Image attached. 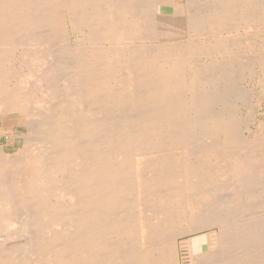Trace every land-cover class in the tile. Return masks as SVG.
<instances>
[{"label": "bare ground", "instance_id": "obj_1", "mask_svg": "<svg viewBox=\"0 0 264 264\" xmlns=\"http://www.w3.org/2000/svg\"><path fill=\"white\" fill-rule=\"evenodd\" d=\"M189 2L0 0V115L12 110L27 115L17 152L0 144V264H179V238L207 226L219 231L189 239L193 264H207L214 248L219 249L218 256L209 264H264V139L253 140L249 153L238 149L236 120L225 116L236 96L232 80H226L236 70L222 61L190 67V82L183 76L189 57L201 48L192 38L209 37L229 18H233L227 22L230 30L234 23L241 25L253 0H213L212 5L207 1L208 9L195 13L186 10ZM161 5L166 9L158 14L164 18L159 20L155 11L159 13ZM60 23L65 30L69 25L75 31L80 25L90 30L85 40L91 49L83 44L87 51L82 53L81 47L83 55L78 54L69 72L72 78L61 79L59 87L71 96L67 100L54 93L63 62L44 71L36 67L52 56L47 48L55 40L47 34L62 27ZM45 26L50 33L37 32ZM56 30L58 34L60 29ZM63 34L64 40L68 34L65 38ZM183 37L188 38L185 46L175 45ZM147 38L162 43L148 48L135 43L138 48L128 49L130 55L124 56L121 45ZM18 44L21 50V44H31L47 51L36 57L33 50H23L19 66L10 65V51L17 50ZM206 44L201 48L205 53L224 46L211 40ZM252 66L253 75L264 71V61ZM219 82L223 85L217 93ZM185 90L189 106L180 97ZM34 92L38 97L32 100ZM190 112L195 113L194 119ZM201 120L206 129H213L212 139L217 132L226 135L227 158L223 155L224 164H215L219 174L226 173V167L235 178L233 183L230 176L232 184L226 183L232 187L228 184L231 194L225 198V213V207L217 208L223 202L204 208L207 212L201 209V202L213 193L207 185V190L198 191L200 197L194 196V186L206 182L197 177L191 157L198 149L204 157L224 149L213 140L186 147L194 141L188 139L194 132L189 130ZM213 182L215 186L219 181ZM199 209L210 217L209 225L204 216L195 215ZM242 210L254 214L243 215L248 218L244 220L238 214Z\"/></svg>", "mask_w": 264, "mask_h": 264}, {"label": "rangeland", "instance_id": "obj_2", "mask_svg": "<svg viewBox=\"0 0 264 264\" xmlns=\"http://www.w3.org/2000/svg\"><path fill=\"white\" fill-rule=\"evenodd\" d=\"M181 1H183V0H175V2L176 3H180ZM197 3H196V2ZM208 1V2H207ZM213 0H191V2H189V3H187V5H189V7L187 6V7H185L186 8V10L187 11H190V10H192V13H195V12H198V11H204V9L205 10H207L208 9V6H210V5H208L209 4V2H210V4H211V2H212ZM258 1V2H257ZM204 2H207V3H204ZM191 3V4H190ZM260 3V4H259ZM207 4V5H206ZM192 5V6H191ZM203 5H205V6H203ZM212 5V4H211ZM203 6V7H202ZM176 7H178V6H176ZM192 7V8H191ZM252 7H254V8H252ZM252 7L250 8L249 7V10H248V8H246L247 9V11H248V16H247V14H245L244 13V15H246L245 17L247 18H245L244 17V20H246V21H243L242 22V24L240 25V28H239V25L237 24V23H234L233 24V29L232 30H230V28H229V25L230 24H228L227 25V22L229 23V21L231 20V19H233V18H229V19H227V22H225V24L224 23H222V26H223V24H224V26L222 27L221 25H219V26H221V27H219V26H216V30L217 31H219V32H217V31H215V32H213L211 35L209 34V37L208 36H205L204 37V35L202 36V34L200 35V36H196V37H194V38H192V41L193 40H195L196 42H197V46L198 47H204V45L208 42V41H214V42H218L219 44H224V46L221 48V50H218V49H216V48H214V54L212 53V52H208V53H210V54H208L207 52V54L205 53V51H202L201 50V48H198V50H196V52L198 51V53L197 54H195L194 56H191V57H189V64H186V70L184 71L185 72V75H184V73H183V76H186V81H188V82H190V80H191V77H192V75H193V71H192V66H194L195 67V69L196 68H198V66L200 67V68H203L204 66H206L207 64H211V65H214L215 63H217V62H222V61H225V62H229L228 64L230 65V66H233V68L236 70L235 71V73H233V74H231V75H229V77L227 78V80L226 81H231L232 80V85H233V87H234V91H235V93H236V96L233 98L232 97V102H231V110L229 109V111H227L226 112V114H225V116H228V115H230V116H234V124L235 123H237L235 126H234V130H235V134H236V140H237V142H238V145H239V147H238V149L239 150H241L242 152H244L245 151V153H246V151L248 150V153L250 152L249 150L251 149V146L250 145H252V141L253 140H256V138H259L260 137V139L261 140H263L264 139V135H261V134H264V127L263 128H261L262 126H264V71L262 72V70L260 71V72H254V75L252 74V73H250L251 72V70H252V64H255L256 65V67L259 65V63L261 64V63H263V61H264V0H253V3H252ZM261 7V8H260ZM202 10H201V9ZM258 8V9H257ZM164 9H166V7L164 8V5H161V8H160V11H159V13H158V11H155V13H156V16L157 17H159L160 15H158V14H160V12L162 11V10H164ZM245 9V10H246ZM195 11V12H194ZM237 11H238V8H237ZM247 11H246V13H247ZM258 11V12H257ZM262 11H263V13H262ZM173 13L174 11H173V9L172 10H169L168 11V14L166 15V18H165V22L166 21H169V19L171 18L170 16H169V13ZM252 13V14H251ZM256 14V15H255ZM85 16V15H84ZM83 16V17H84ZM249 17H250V19H249ZM252 17V18H251ZM88 18V17H87ZM161 19H164V18H160L159 17V20H161ZM231 22H233V20L231 21ZM256 22V23H255ZM261 23V24H260ZM61 24V23H60ZM59 24V25H60ZM64 24V23H63ZM236 24H237V26H236ZM244 24V25H243ZM62 25V24H61ZM60 25V26H61ZM83 25H85V24H83ZM251 27H250V26ZM65 25H62V27H57L58 29H60V30H62L63 28V30L65 31V33H67L66 35H67V37H66V35H65V33H64V31L62 30V31H60V30H58V34H60V33H64L63 34V37L65 38L64 40H63V38H60L61 36H62V34H60V36L57 34V32H55V30L57 29H53L52 27H50V29L52 30V31H50V30H48L47 29V27H49V26H45V30H43L44 29V27L42 28V29H40L39 28V30L40 31H37V32H39V33H41V31H44V33H46V32H48V31H50V32H53L52 34L50 33V32H48V33H50V34H47L48 36H53V38H54V40L56 41H53V43L50 45V48H47V49H50L49 51H51V53H52V58L51 57H49V60L48 59H46L45 60V62L44 61H41V60H43V59H38L39 61H41V63L39 62V64H42V66L41 65H39L38 63V65L41 67H39L38 65H36V67L37 68H39L40 70H42V71H44V69L46 68V69H50L52 66H54L55 64H57V62L59 61V63H62L63 62V65H65V67H63V65H61V69H60V72H59V78H58V82L56 81V92H54L55 93V97L56 98H58V99H64V100H67L68 98H70L71 99V96L69 97V93L67 92V90L64 88V87H59V86H62V81L63 80H61V79H65V78H72V76L73 75H71V73H69V72H71L72 70H73V67H74V64L76 63V59L75 58H77V57H79L78 56V54L80 55V53L82 52V49H81V47L83 48V52L82 53H86L85 51H87V50H89V49H91V44H89L88 45V42H87V40H85L86 38H88V32L90 31V30H88L87 28H86V26H82L81 27V25L79 26V28H80V30H78V29H76V31L75 30H73V29H70V28H72V25H69V27H68V29L67 30H65L66 29V26L64 27ZM253 26V27H252ZM221 28L220 30H219V28ZM229 28V30L227 31V29ZM236 27V28H235ZM244 27H247V28H244ZM86 28V29H85ZM224 28V29H223ZM252 28V29H251ZM257 28V29H256ZM83 29H85V30H83ZM244 29V30H243ZM250 29V30H249ZM256 29V30H255ZM35 30H37V28L35 29ZM35 30H32V31H34L36 34H39V33H37ZM83 31V34H82V31ZM223 30V31H222ZM225 30V31H224ZM246 30H247V32H246ZM57 31V30H56ZM68 31V32H67ZM81 31V32H80ZM88 31V32H87ZM239 33H238V32ZM80 32V33H79ZM85 32V33H84ZM221 32V33H220ZM231 32V33H230ZM240 32H242V33H240ZM69 33H70V35H69ZM219 33H220V35H219ZM228 33H230V34H228ZM252 33V34H251ZM72 34V35H71ZM87 34V35H86ZM146 34V33H145ZM224 34H226V35H224ZM241 34V35H240ZM54 35H58L57 37H55ZM81 35V36H80ZM83 35V36H82ZM238 35H240V36H238ZM243 35V36H242ZM22 36V35H21ZM50 36V37H51ZM217 38H216V37ZM218 36H219V38H218ZM222 36V37H221ZM84 39H83V38ZM214 37V38H213ZM56 38V39H55ZM57 38H59V40L57 39ZM75 40H74V39ZM215 38H216V40H215ZM221 38L222 39H224V41L223 42H225V43H223V42H221L222 40H221ZM147 39H148V41H147ZM147 39H145V40H143V41H135L133 44L132 43H130L129 42V44H123V45H121L122 47V50H123V48H124V51H123V54H124V56H127V55H130V50H132V48L133 47H137L138 48V44H135V43H144V44H140L141 45V47L143 48H148V45H152L153 43H162L161 41H159V40H155L154 42H153V40H150L149 38H147ZM233 39H235V40H232ZM66 40H68L69 42V44H66ZM251 40V41H250ZM80 41V42H79ZM178 41H180V43L179 44H175V45H184L185 46V43L186 42H188V38H187V41H186V37H183V39H181V38H179V40ZM184 41H186V42H184ZM194 41V42H195ZM242 41V42H241ZM247 41V42H246ZM60 42H63V43H60ZM206 42V43H205ZM146 43H148V44H146ZM198 43H201V44H198ZM253 43V44H252ZM57 44V45H56ZM80 44V45H79ZM85 45L86 47H88V49L86 48V47H83L82 45ZM24 45V46H23ZM62 45H63V48H62ZM67 45V46H66ZM75 45V46H74ZM88 45V46H87ZM106 47L109 45L110 46V44H104ZM131 45H132V47H131ZM166 45V44H165ZM187 45V44H186ZM196 45V44H195ZM207 45V44H206ZM21 46H22V50H21V47H20V45L18 44V47H17V50H16V48H15V50H11L10 51V54H9V59H8V64H10V65H15V66H19V60H20V58H22L21 56L24 54V52H23V50L24 51H27V50H33V52H34V54H35V56L36 57H38L39 55H38V53H40V55L42 56V54L44 53L43 51H47V49L45 48V46H44V48H43V46L41 47L42 49H40V46H35V48H32L31 47V44H21ZM124 46V47H123ZM179 46V47H180ZM181 46V47H182ZM61 47V48H60ZM69 47V48H68ZM125 47H127L126 49H125ZM149 47H151V46H149ZM32 48V49H31ZM75 50H74V49ZM81 49V50H78V49ZM131 48V49H130ZM40 49V50H39ZM64 49L66 50H68V51H64ZM71 49H73V50H71ZM87 49V50H86ZM128 49H130V50H128ZM136 49V48H135ZM256 49V50H255ZM21 50V52H19V51ZM39 52H38V51ZM64 52H63V51ZM69 50H71V51H69ZM77 50V51H76ZM46 51H45V53H46ZM73 51H76L75 53L73 52ZM78 51H80V52H78ZM202 52V54L200 55V53ZM67 54H66V53ZM71 52V53H70ZM203 52H204V54H203ZM218 52H220V55L218 54ZM252 52H254V53H252ZM20 53V54H19ZM63 53V54H62ZM72 53H74V57H72L73 56V54ZM76 53H77V55H76ZM81 53V54H82ZM66 54V55H65ZM69 54V55H68ZM213 54V55H212ZM18 55H20V56H18ZM64 55V56H63ZM75 55H76V57H75ZM83 55V54H82ZM198 55V56H197ZM210 55H211V57H210ZM216 55V56H215ZM238 55V56H237ZM241 56V58H240V56ZM68 56V57H67ZM206 56V57H205ZM40 57V56H39ZM63 57V58H62ZM67 57V58H66ZM69 57H70V59H69ZM192 57H193V59H195V60H193L192 59ZM227 57V58H226ZM206 58V59H205ZM238 58V59H237ZM243 58H245V59H243ZM51 59V60H50ZM64 59H65V61H64ZM230 59V60H229ZM242 59V60H241ZM262 59V60H261ZM48 60V61H47ZM54 60V61H53ZM69 60V61H68ZM74 60V61H73ZM193 61V62H195L194 64H193V62H191V61ZM208 60V61H207ZM210 60V61H209ZM248 60V61H247ZM17 63H16V62ZM47 61V62H46ZM245 61V62H244ZM253 61V62H252ZM255 61V62H254ZM38 62V61H37ZM43 62L44 63H46V64H43ZM68 62H70V64L68 63ZM71 62H72V64H71ZM209 62V63H208ZM16 63V64H15ZM47 63H48V65H47ZM51 63V64H50ZM65 63H68V64H65ZM74 63V64H73ZM244 63V64H243ZM246 63V64H245ZM198 64V65H197ZM44 65H46V66H44ZM44 66V67H43ZM69 66H71V67H69ZM188 66H189V68H188ZM197 66V67H196ZM35 67V68H36ZM48 67V68H47ZM191 67V68H190ZM36 68V69H37ZM63 69V70H62ZM68 72V73H67ZM216 70H214V72L212 73V75H214V77L213 78H215V75H216ZM38 73H40L39 71H38ZM192 73V74H191ZM259 73H263V74H259ZM70 75V76H69ZM231 76H232V78H231ZM253 76H255V77H253ZM259 76H261V77H259ZM262 78V79H261ZM262 80V85H260V81ZM60 80V81H59ZM61 82V83H60ZM188 82H186V83H188ZM219 84V85H218ZM217 84V93H218V91H221L220 89H221V86L223 85V83L222 82H219ZM262 86H263V88H262ZM57 89L59 90V91H57ZM64 89V90H63ZM255 89V90H254ZM63 91V92H62ZM65 94V95H64ZM188 93H187V91L185 90L184 91V94H182V95H180V97L181 96H183V98H182V100L184 101V103L183 104H186V103H188L187 101H188V99H189V95H187ZM63 95V96H62ZM187 95V96H186ZM185 96V97H184ZM37 95L35 94V92H34V97L32 96V100H35L34 98H36L37 99ZM186 98V99H185ZM188 98V99H187ZM88 100V99H87ZM85 102H87V101H85ZM260 102V103H259ZM87 103H85V104H82V105H86ZM81 105V104H80ZM186 106H189L188 104H186ZM75 107H76V105H75ZM80 107V106H79ZM84 108H87V107H84ZM188 107H186V109H187ZM38 109H40V107H38ZM216 109H220L219 107H218V104L216 105ZM129 112V111H128ZM127 112V113H128ZM195 112V111H194ZM194 112H190L189 113V116H191V117H193V119L196 117L195 116V113ZM193 113V114H192ZM1 114V113H0ZM201 115V114H200ZM201 116H203V117H201L202 119H203V121H206V119L207 118H205L206 116L204 115V114H202ZM2 118V119H1ZM244 118V119H243ZM205 119V120H204ZM27 122V115L25 114V112H22V111H19V110H12V111H10V112H8V113H6L5 115H0V144L1 145H4V146H10V147H14V151L15 152H17V150H18V148L21 146V141H22V139H23V136H21L20 135V133H22V132H24L25 130H26V122ZM202 120H201V126H200V123L198 124L197 122H196V125L194 126V129H193V127H192V129H188L189 130V132L190 131H192V130H194V132L196 131V129H197V132H195V134H197V136L195 137V135H193L194 134V132L192 131V132H190V137H192L191 139H190V137L188 138L189 140H192L193 141V139H194V141L191 143V141H189L190 142V144L188 143V145H186V147H188L189 145L191 146H193L194 145V147H195V145H196V143L197 144H199L200 145V143L201 144H205L204 142H206V141H208L207 143H209V141L211 140H213V141H215V143L217 144V145H220V147L221 146H223V145H225L226 144V135L224 134V133H222V132H217V133H215V137H214V139H212V136H213V134H214V132H213V129L212 128H210V127H208V129H206L207 128V126L206 125H204L203 126V122ZM238 121V122H237ZM242 121V122H241ZM260 121V122H259ZM240 122V123H239ZM242 123V124H241ZM20 124V125H19ZM197 124H198V126H197ZM239 124V125H238ZM200 126V127H199ZM199 127V128H198ZM205 127V128H204ZM261 128V129H260ZM202 129V130H201ZM206 129V130H205ZM211 129V130H210ZM263 129V130H262ZM187 130V131H188ZM198 130H200V131H203V132H199ZM236 130H237V132H236ZM260 130V131H259ZM262 131H263V133H262ZM16 132H18V133H16ZM208 132V133H207ZM210 132V133H209ZM212 132V133H211ZM251 132V133H250ZM192 133V134H191ZM199 133H201V134H199ZM221 133V134H220ZM204 134V135H203ZM209 134V135H208ZM9 135H11V136H9ZM191 135H193V136H191ZM218 135V136H217ZM220 135V136H219ZM262 136V137H261ZM22 137V138H21ZM200 137V138H199ZM217 137V138H216ZM196 138H199V139H196ZM203 138H205V140L203 139ZM211 138V139H210ZM216 138V139H215ZM195 140H197L196 142H195ZM200 140L202 141V142H200ZM199 141V142H198ZM204 141V142H203ZM212 141V142H213ZM4 142V143H3ZM195 142V143H194ZM198 145H196V147H197ZM193 147V149H195ZM247 147V148H246ZM223 148H224V146H223ZM250 148V149H249ZM247 149V150H246ZM197 151V149H195V152ZM199 151V152H198ZM198 151L196 152V154L198 155H194V157L192 156L191 157V159H192V161H193V163L195 162L196 164H194V166L196 167V169H197V177L199 178L200 176V178L199 179H202V181L205 183V184H203L202 183V181H200L202 184H198V185H196V186H198V187H196V186H194L195 188H193V190L195 191V189L197 190V191H195L196 193H194V196H197V197H200V195H202V192H198V191H202L203 190V192L205 191V189L204 188H206V190L208 189V188H211V189H213V195L212 196H215V197H211V198H209L210 199V201H208L209 199H208V197H210V196H208V197H206L205 199L207 200V202H206V200L204 201L203 200V203L201 202V209L202 210H205L208 206L210 207V206H212V203H213V206H218L217 204H220L221 202H223V203H221L217 208H221V206H223V208L225 207V203H227V201H225V198L226 197H228L229 196V194L228 193H230L231 192V188L230 187H232L229 183V188H228V184L226 185V183L227 182H229L230 181V183L232 184V182L234 183L235 181V178L234 177H232L233 175L229 172V173H227V171H228V169H226V167L225 168H223V170H225V172L227 173H224V174H221V175H224L223 177L222 176H220V174H219V172L217 171V170H215V164L217 165L218 163H222L223 162V164H224V162L225 161H223V155L226 157L227 156V152L224 154V152L225 151H227L226 150V148H224L222 151H220L218 154H219V158L217 157L218 156V154H214V156H213V154H211L210 156H208L207 154V156L205 155V157L203 156L204 154V152L202 153V152H200V150L198 149ZM179 153H180V151H179ZM179 153H178V150H177V153L176 154H178L179 155ZM199 153V154H198ZM202 153V154H201ZM221 156V157H220ZM203 157V158H202ZM209 157V158H208ZM224 157V160L227 158H225ZM216 158H218V159H216ZM221 158H222V161H220L221 160ZM204 159V160H203ZM210 159V160H209ZM202 162H201V161ZM215 160V161H214ZM216 160H217V163H216ZM219 161V162H218ZM199 162V163H198ZM205 163H206V165L209 167V169H208V167L205 165ZM211 163H213V164H211ZM197 164H198V167H197ZM202 165V167H201V165ZM210 165V166H209ZM211 165L214 167H211ZM219 165V164H218ZM199 167H201V169L199 168ZM210 167H211V169H210ZM222 167H224L223 165H222ZM203 168V169H202ZM205 168V169H204ZM213 168V169H212ZM206 169H208V171H206ZM202 170H205V171H202ZM210 170H211V173H210ZM222 170V169H221ZM221 170H220V172H221ZM222 170V171H223ZM227 170V171H226ZM213 171V172H212ZM216 171V172H215ZM218 172V173H217ZM201 173H202V175H201ZM212 173H214L215 174V176H214V174H212ZM223 173V172H222ZM205 174V176L206 175H208V177L206 176V178L204 179V177L205 176H203ZM213 175V176H212ZM219 175V176H218ZM227 176V177H226ZM232 178H231V177ZM255 176H256V173H255ZM254 176V177H255ZM211 177V178H210ZM225 177V178H224ZM221 178V179H220ZM230 178H231V180H232V182H231V180H230ZM206 180V181H204V180ZM208 179V180H207ZM224 179H226V180H224ZM229 179V180H228ZM211 180V182H208V181H210ZM212 180H215L216 182L217 181H219L217 184H219V185H217L216 183H215V186H214V182H213V184H211L212 183ZM221 180V181H220ZM210 183L211 185H208V184ZM223 183V184H222ZM225 184V185H224ZM205 185H207V187L205 186ZM256 185V184H255ZM254 184L252 185L253 186V188H254V186H255ZM216 186H218L220 189H219V192L221 193H219L218 192V190H217V188L218 187H216ZM257 186V185H256ZM255 186V187H256ZM204 187V188H203ZM199 188V189H198ZM222 188V189H221ZM224 188V189H223ZM214 189H216V190H214ZM221 190V191H220ZM222 190H224V192H226L225 194H224V192L222 191ZM214 191H216V192H214ZM229 191V192H228ZM192 193V192H191ZM214 193L216 194V195H214ZM223 193V194H222ZM197 194V195H196ZM228 194V195H227ZM231 194V193H230ZM220 195H221V197H220ZM219 196V197H218ZM224 196V197H223ZM220 199V201H219V199ZM222 198V199H221ZM215 199H217V201H218V203H217V201L215 200ZM227 199V198H226ZM225 201V202H224ZM206 202V203H205ZM209 202V203H208ZM208 203V204H207ZM223 204V205H222ZM205 205V206H204ZM226 206H227V204H226ZM205 208V209H204ZM225 209H226V207L224 208V213H225ZM228 210H229V208H227ZM202 210H198V212L196 211L195 212V215L196 216H199V217H201V218H203V216H204V213L205 212H207V210H208V208H207V210H205V212H202ZM199 211L201 212V213H199ZM223 212V211H222ZM240 212H241V214H240ZM238 214L239 215H241L242 217V219H244L243 217L246 215L247 216V214H249L250 215V213H251V216H252V214H254V212L253 211H240ZM243 212H247V213H245V214H243ZM200 214V215H199ZM203 214V215H202ZM202 215V216H201ZM244 215V216H243ZM195 216V217H196ZM205 216H206V214H205ZM204 216V221H206L207 222V220H208V222H209V220H210V217H209V219L207 218V216L205 217ZM250 217V216H249ZM207 218V219H206ZM252 218V217H251ZM206 219V220H205ZM245 219H246V217H245ZM244 219V220H245ZM246 220H248V218L246 219ZM207 222V224L209 225V223ZM213 231H219V228H212V227H205V228H199L196 232H193V233H191V234H186V235H183V236H181L180 238H179V240H178V258H179V264H193L194 262H195V258L193 257V253H192V250H191V245H190V238H196V239H198V238H200L202 235H204L203 237H205V235L206 234H209V233H212ZM210 236H212L211 234H209ZM28 236V235H27ZM1 238V237H0ZM187 238V239H186ZM203 239V238H202ZM189 246V247H188ZM218 252H219V249L217 250L216 248H214V249H211L210 250V254H211V258H209L208 259V263L207 264H209V263H211V261H213L215 258H216V256H218ZM191 255H190V254ZM192 258V260H190Z\"/></svg>", "mask_w": 264, "mask_h": 264}]
</instances>
